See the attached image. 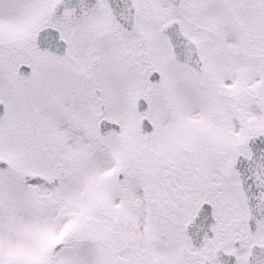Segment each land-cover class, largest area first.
<instances>
[{
	"label": "snow or ice",
	"instance_id": "1",
	"mask_svg": "<svg viewBox=\"0 0 264 264\" xmlns=\"http://www.w3.org/2000/svg\"><path fill=\"white\" fill-rule=\"evenodd\" d=\"M0 264H264V0H0Z\"/></svg>",
	"mask_w": 264,
	"mask_h": 264
}]
</instances>
